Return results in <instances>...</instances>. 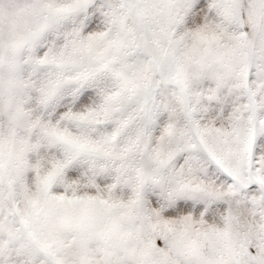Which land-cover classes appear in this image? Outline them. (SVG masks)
I'll list each match as a JSON object with an SVG mask.
<instances>
[{
	"label": "snow or ice",
	"instance_id": "obj_1",
	"mask_svg": "<svg viewBox=\"0 0 264 264\" xmlns=\"http://www.w3.org/2000/svg\"><path fill=\"white\" fill-rule=\"evenodd\" d=\"M0 264H264V0H0Z\"/></svg>",
	"mask_w": 264,
	"mask_h": 264
}]
</instances>
